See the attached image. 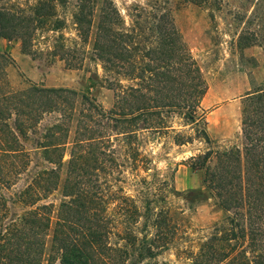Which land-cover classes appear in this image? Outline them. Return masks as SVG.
<instances>
[{
  "label": "trees",
  "instance_id": "obj_1",
  "mask_svg": "<svg viewBox=\"0 0 264 264\" xmlns=\"http://www.w3.org/2000/svg\"><path fill=\"white\" fill-rule=\"evenodd\" d=\"M183 1L201 7L210 3ZM250 1L255 3L254 15H261L264 0ZM7 3L0 0V40L20 41L26 54L37 57V37L57 34L45 53L51 62L58 60L73 70L87 67V60L99 62L105 77L93 73L80 91L36 85L14 90L4 68L11 58L0 54V264H52L56 257L61 264H116L115 254L123 259L127 252L112 247V235L137 241L133 233L149 230V223L132 231L124 224V219L135 222L142 213L117 189L114 172L101 160L113 150L94 119L102 112L94 92L103 84L116 92L109 118L117 124L136 126L142 121V130L162 132L170 128L167 123L160 119L156 126L150 118L169 110L202 126L197 137L210 148L193 158V170L203 173L204 190L186 196L201 202L215 198L226 217L202 244L196 264H264V89L244 99L245 147L215 149L201 108L209 86L171 10L159 13V8L134 3L124 14L115 0H37L29 10ZM61 10H72L75 48L65 44L62 31L68 23ZM258 38L254 35L252 41ZM125 80L134 85L126 87ZM45 117L50 123L42 130ZM141 129L122 133L123 142L134 144ZM29 141L35 145L31 151L25 146ZM192 141L178 135L176 143ZM131 151L137 154L134 146ZM138 162L135 159L133 166ZM39 166L43 168L36 169ZM21 184L22 189H15ZM154 203L148 198L144 213H155ZM167 213L154 223L162 251L173 233ZM147 254L155 255L151 249Z\"/></svg>",
  "mask_w": 264,
  "mask_h": 264
},
{
  "label": "rangeland",
  "instance_id": "obj_2",
  "mask_svg": "<svg viewBox=\"0 0 264 264\" xmlns=\"http://www.w3.org/2000/svg\"><path fill=\"white\" fill-rule=\"evenodd\" d=\"M36 1L8 0L7 4L14 9L29 10ZM115 1L123 13L127 6L134 3L148 9L159 8V13L166 10L174 13L176 26L209 86L201 108L206 112V130L214 141V148L243 149L246 144L242 115L244 99L248 94L264 89V20L259 18L264 17L263 7H259L262 14L257 16L254 15L255 3L250 0H210L208 5L202 7L183 0H160L158 6L151 0ZM71 12H60V16L68 23L62 35L66 38L65 44L75 48L78 38ZM254 35H258V42L252 41ZM42 36L39 35L35 43L37 57L26 54L20 41L10 43L0 40V54H8L11 58L4 68L12 89L36 85L80 91L84 90L93 73L105 77L99 62L87 60V67L81 70L68 69L65 63L58 60L51 62L45 53L58 35ZM241 36H244V42L240 41ZM123 84L126 87L134 85L126 80ZM94 96L102 109V112L94 114L99 125L97 129L100 135L109 137L113 149L107 151L101 160L114 172L115 179L112 178V181L116 183L117 189H123V194L131 197L142 213L133 218L135 222L124 219V224L132 231L138 228L143 230L149 223L147 232L133 233L138 236L137 241H125V236L120 234L112 235L109 241L112 247L127 252L123 259L114 253V261L116 264H196V256L202 244L226 217L215 198L201 202L186 196L190 191L204 190L203 173L193 170V158L201 157L210 148V145L197 137V131L202 130V126L197 127L169 110H165L159 117L150 118L156 126L162 122L160 119L167 123L170 128L162 132L142 130V121L136 126L120 125L109 118L117 102L116 92L103 84L94 92ZM49 123L50 118L45 117L42 130ZM137 127L141 129L140 137L134 141L135 145H131L137 150L136 154L131 151L129 144L123 142L122 133L136 130ZM178 135L182 138L192 137L193 141L186 145L177 144ZM25 146L30 151L35 147L31 141L25 143ZM33 154L39 158L36 151ZM135 159L139 161L138 166H133ZM102 173L101 179L104 177ZM148 184L162 185L146 187ZM22 188L23 184L15 189ZM148 198L155 200L151 207L155 208V213L146 214L143 211ZM114 208L112 205L111 210ZM164 211L168 212L173 233L169 234L168 249L162 251L158 245L162 240L157 237L159 232L154 223ZM114 215L118 217L117 213ZM163 216L162 219H165ZM150 249L154 256L147 254ZM141 251L145 253L143 256ZM110 255L105 253V258ZM52 264H61L60 258L56 257Z\"/></svg>",
  "mask_w": 264,
  "mask_h": 264
}]
</instances>
